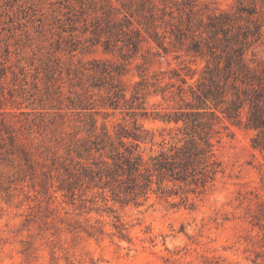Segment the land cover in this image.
<instances>
[{"label":"rangeland","instance_id":"374dc122","mask_svg":"<svg viewBox=\"0 0 264 264\" xmlns=\"http://www.w3.org/2000/svg\"><path fill=\"white\" fill-rule=\"evenodd\" d=\"M139 3L0 0V264H264V152L252 147L251 130L216 124L220 164L200 192L167 183L179 192L150 190L118 201L79 174L91 162L74 151L88 135L90 116L95 133L101 136L103 127L115 144L137 118L147 132L139 142L146 159L180 135L174 123L133 115L131 96L138 91V111L172 110L178 98L169 70L193 82L204 59L187 51V40L169 44L164 54L144 31L145 21L169 41L185 16L176 5H191L193 28L227 12L230 33H246L247 64H264V0H150V12ZM124 18L148 42L118 76L117 98L106 88L108 77L96 81L87 68L94 59L124 61L95 33L107 19ZM113 99L117 107L109 104Z\"/></svg>","mask_w":264,"mask_h":264},{"label":"trees","instance_id":"16d2710c","mask_svg":"<svg viewBox=\"0 0 264 264\" xmlns=\"http://www.w3.org/2000/svg\"><path fill=\"white\" fill-rule=\"evenodd\" d=\"M149 4L150 0H140L139 8L150 12ZM176 9L185 16L180 19L181 25L174 39L166 41L150 21H145L144 31L164 54L170 51L169 44L187 40V51L204 59L200 74L195 81L188 82L179 70H169L170 78L174 80L168 85L173 90L172 95L178 98L172 110L162 114H148L144 109L138 111L143 108L141 102H134L139 98L138 91L132 94L128 107L133 115L174 123L180 135L171 136L167 147L162 145L146 159L139 151V142L147 139V132L142 124H138L137 118L130 130L117 135L115 144L103 127L101 136L95 133L96 120L90 116L86 129L88 135L74 150L80 156L84 153L86 160L91 161L87 165L93 166H80L82 178L107 188L118 201L135 199L150 190L161 194L179 192L166 189L167 183L182 184L183 193L203 190L220 164L214 149L219 141V128L215 126L221 120L251 130L252 147L264 152V64L249 66L245 61L244 53L249 46L246 33L238 28L230 33L233 25L227 12L210 14L206 22L200 20L193 28L191 5H176ZM239 10L241 12L245 8L240 7ZM95 33L98 36L103 34L105 47L119 50L124 61L110 63L94 59L90 61L93 66L87 69L95 75L96 81L103 76L108 77V92L114 90L111 97L120 98L122 89L117 78L125 72L128 59L148 42L147 36L127 18L122 21L107 19L103 26L96 25ZM143 58L140 76L146 69L143 64L147 59ZM100 84L94 83L95 86ZM116 100L109 104L117 107ZM153 183L156 184L155 189L152 188ZM71 188L67 186V190Z\"/></svg>","mask_w":264,"mask_h":264}]
</instances>
